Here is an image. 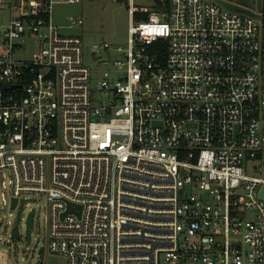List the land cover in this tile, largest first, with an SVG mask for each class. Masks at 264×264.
Instances as JSON below:
<instances>
[{
	"label": "built area",
	"instance_id": "obj_1",
	"mask_svg": "<svg viewBox=\"0 0 264 264\" xmlns=\"http://www.w3.org/2000/svg\"><path fill=\"white\" fill-rule=\"evenodd\" d=\"M125 1L128 46L104 44L119 56L94 84L83 40L54 22L55 0H0L11 209L47 196L49 248L66 264H264L262 11Z\"/></svg>",
	"mask_w": 264,
	"mask_h": 264
},
{
	"label": "rangeland",
	"instance_id": "obj_2",
	"mask_svg": "<svg viewBox=\"0 0 264 264\" xmlns=\"http://www.w3.org/2000/svg\"><path fill=\"white\" fill-rule=\"evenodd\" d=\"M224 7L233 6L241 8L256 15L262 8V0H214ZM54 22L60 27L64 36L79 37L83 40L85 51V64L88 66L96 84L105 70V65L113 70V62L118 58L116 50H105L104 44L112 48H127L131 15L127 2L119 0H79L69 3V0H55ZM137 4L152 7V0H137ZM9 13L0 10V19ZM73 20H83L84 25L71 27ZM98 46L97 56L102 62H97L94 55V46ZM34 42L30 41L27 50L21 54L22 58L31 59ZM264 177V171L259 173ZM1 193L9 199V205L0 208V264H66L62 255L51 252L48 244L49 235V209L50 203L47 196L35 197L38 201L25 207L23 220L20 225L21 238L12 239V229L17 223L18 210L11 209L10 181L9 178L1 180ZM36 209L35 225L33 227L32 243L27 239V218L31 210ZM41 240L36 248L38 240ZM43 249L40 252V249Z\"/></svg>",
	"mask_w": 264,
	"mask_h": 264
},
{
	"label": "water",
	"instance_id": "obj_3",
	"mask_svg": "<svg viewBox=\"0 0 264 264\" xmlns=\"http://www.w3.org/2000/svg\"><path fill=\"white\" fill-rule=\"evenodd\" d=\"M236 11L244 12L245 10L241 9V8H237ZM262 197L264 198V195ZM17 204H18V201H17V199H15L13 201L12 210H17ZM24 208H25V201H23L21 204V207L18 211L17 223L12 229V239L13 240L21 238L20 224H21V215L23 213ZM74 210H75V208L70 205L69 211L74 212ZM35 214H36V209L33 208L31 210V212L29 213L28 218H27V231L26 232H27V239H28L29 244L32 243L31 233H32V226L34 225V215ZM42 251H43V249L41 248L40 252H42ZM36 264H40V262L38 261Z\"/></svg>",
	"mask_w": 264,
	"mask_h": 264
},
{
	"label": "trees",
	"instance_id": "obj_4",
	"mask_svg": "<svg viewBox=\"0 0 264 264\" xmlns=\"http://www.w3.org/2000/svg\"><path fill=\"white\" fill-rule=\"evenodd\" d=\"M119 1H124V0H119ZM155 8H157L158 10H168L170 8V0H154V5H153ZM228 9H231V10H236L237 8L233 7V6H230V7H227ZM261 11L263 13V18H264V0H262V8H261ZM148 18V14H141V15H137L136 16V19L137 20H141V19H147ZM159 46L156 45L153 49L156 50L157 47Z\"/></svg>",
	"mask_w": 264,
	"mask_h": 264
},
{
	"label": "flooded vegetation",
	"instance_id": "obj_5",
	"mask_svg": "<svg viewBox=\"0 0 264 264\" xmlns=\"http://www.w3.org/2000/svg\"><path fill=\"white\" fill-rule=\"evenodd\" d=\"M23 213H24V210H23ZM23 213H22V215H21V222H22V220H23ZM35 217H36V214L34 215V225H35ZM21 225V224H20ZM34 225L32 226V233H31V237H32V235H33V227H34ZM41 264V263H40Z\"/></svg>",
	"mask_w": 264,
	"mask_h": 264
}]
</instances>
